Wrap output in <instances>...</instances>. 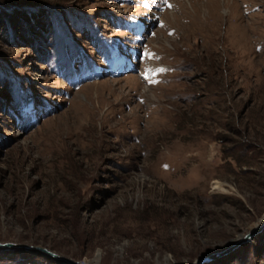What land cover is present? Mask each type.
<instances>
[{
    "label": "rangeland",
    "instance_id": "rangeland-1",
    "mask_svg": "<svg viewBox=\"0 0 264 264\" xmlns=\"http://www.w3.org/2000/svg\"><path fill=\"white\" fill-rule=\"evenodd\" d=\"M263 225L264 0H0V243L199 264Z\"/></svg>",
    "mask_w": 264,
    "mask_h": 264
},
{
    "label": "water",
    "instance_id": "water-1",
    "mask_svg": "<svg viewBox=\"0 0 264 264\" xmlns=\"http://www.w3.org/2000/svg\"><path fill=\"white\" fill-rule=\"evenodd\" d=\"M264 228L260 227L256 231L250 232L247 236L244 237V239L240 240L236 245H233L232 247H227L226 249H221L217 252L209 253L201 258L199 261V264H204L211 262L213 260H216L220 257L228 255L232 250L236 249L237 247L246 244L252 239L254 236H256L258 233H260ZM9 250H27L34 255H40L42 257H45L47 259H50L53 262L56 263H63V264H84L79 262H73L71 260H68L64 257H61L60 255L52 252L51 250L39 246H25V245H17L15 243H0V251H9Z\"/></svg>",
    "mask_w": 264,
    "mask_h": 264
},
{
    "label": "bare ground",
    "instance_id": "bare-ground-1",
    "mask_svg": "<svg viewBox=\"0 0 264 264\" xmlns=\"http://www.w3.org/2000/svg\"><path fill=\"white\" fill-rule=\"evenodd\" d=\"M217 187H218V188H221L222 186L218 184ZM263 226H264V225H263ZM259 228H260V227H259ZM259 228H258V229H259ZM263 228H264V227H262V229H263ZM256 230H257V229H256ZM256 230H254V231H256Z\"/></svg>",
    "mask_w": 264,
    "mask_h": 264
}]
</instances>
